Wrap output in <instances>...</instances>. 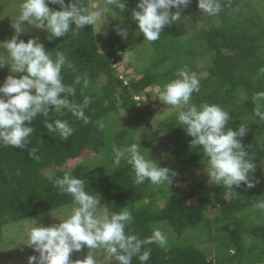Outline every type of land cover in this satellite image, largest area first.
Masks as SVG:
<instances>
[{"label": "trees", "instance_id": "16d2710c", "mask_svg": "<svg viewBox=\"0 0 264 264\" xmlns=\"http://www.w3.org/2000/svg\"><path fill=\"white\" fill-rule=\"evenodd\" d=\"M93 1L76 0L85 6ZM124 2L129 8L127 15V10L124 14L132 17L138 0ZM67 3L69 0H65ZM220 3L222 11L215 16L207 15L205 27L188 37L184 36L179 22L165 26L159 40L147 41L149 56L145 54L143 66L126 80L118 74L121 67L114 65L128 60L126 53H122L129 51V46L113 30L116 24L111 14L107 17L111 25L107 34L86 25L79 32L73 28L65 37L49 41L48 33L42 31V43L53 58L56 51H62L72 62V69L62 70L65 84H72L76 75L88 76V88L75 85L76 95L69 99L76 103H82L85 96L91 99L85 109L90 123L84 124L67 109L51 110L47 117L38 115L29 125L34 133L25 148L0 147V228L72 204V197L62 194L53 184L55 178L71 172L87 181L86 191L101 195L100 201L110 212L130 211L133 218L125 232L140 239L151 236L158 222H166L177 236H182L184 231L211 229L210 214L217 213L221 218V229L225 232L216 240L227 248L229 256L225 260H215L191 243L165 248L153 243L142 248V251L151 249L146 264L264 261V210L255 207V200H264V121L254 116L252 102L255 93L264 91V74L260 71L264 69V8L261 13L251 0H220ZM49 7L59 10L58 5ZM200 60L204 65H199ZM126 65L133 68L129 60ZM181 71L193 73L199 79L200 91L193 93L191 103L219 105L230 113L228 127L233 130L240 124H248L246 134L238 139L255 165V187H234L236 193H233L222 185L207 183L202 149L193 147L192 138L177 125L180 109L158 120L154 132V127L138 115L140 106L148 105L136 97L155 86L163 89L165 84L179 78ZM9 74L18 75L0 72V83ZM102 77L104 80L100 83ZM120 110L127 114L124 122L127 126L117 121ZM56 119L68 121L75 129L66 141L44 127L45 120ZM98 122L104 127L100 128ZM138 137L139 146L148 150L149 158L158 166L168 168V161L174 160L178 175L169 187H155L149 181L137 185L130 165L124 161L119 166L113 164V147L124 148ZM33 147L39 159L28 155ZM84 151L101 156L96 164L87 158L88 163L80 161L72 168H64L67 161L80 159ZM48 169L53 172L45 174ZM201 173L203 177H197ZM183 183L185 187H181ZM207 190L211 191L208 196L199 194ZM191 198L196 202L190 203ZM207 203L212 208L209 211ZM247 210L253 214H245ZM113 262L118 264L114 259ZM132 264H140L137 257H133Z\"/></svg>", "mask_w": 264, "mask_h": 264}, {"label": "clouds", "instance_id": "9594fccd", "mask_svg": "<svg viewBox=\"0 0 264 264\" xmlns=\"http://www.w3.org/2000/svg\"><path fill=\"white\" fill-rule=\"evenodd\" d=\"M190 3L191 0H138L132 12L138 33L148 42L159 40L162 29L181 21V12ZM49 5H58L59 10ZM110 6H115L121 12L126 9L124 0H105L103 7L98 3L85 6L76 0H69L67 4L65 0H23L20 14L11 25L13 35L0 41V49L6 50L11 61V73L18 74H9L0 83V147L25 148L34 133V128L29 125L38 115L47 117L51 110L60 112L67 109L84 124L90 123L85 109L91 99L85 96L82 103L69 99L76 95L75 85L88 88V76L76 75L72 84H65L62 70L72 69V62L62 51H56L53 58L39 37L32 36L26 42L20 39L28 32L24 22L48 33L46 39L51 41L53 38L65 37L73 28L76 32L86 25L100 29L107 21L105 13L111 11ZM197 7L208 16H215L222 11L220 0H197ZM113 30L121 38L128 35L127 29L119 25H115ZM125 53L128 59L134 58L133 51H125L122 55ZM6 63L0 59V68L5 67ZM260 71L264 74V69ZM199 91V79L181 71L179 78L164 85L158 99L163 104L180 108L177 125L192 138L190 144L193 147L202 149L209 185H222L233 193H236L234 187H255V165L238 139L246 134L248 124H240L233 130L228 127L230 113L219 105L197 106L191 103L193 93ZM252 102L255 105L254 116L264 121V91L255 93ZM98 126L104 127L101 122H98ZM44 127L49 133H57L62 141H66L75 131L68 121L60 119L45 120ZM138 139L124 148L114 146L113 164L119 166L124 161L130 165L137 185L149 181L155 187H169L178 173L158 166L155 160L149 158L148 150L139 146ZM36 153L35 147L28 150L29 156L39 159ZM53 184L62 194L70 195L75 206L67 219L52 226L45 227L32 220L33 227L27 245L38 256H29L27 264H97L91 254L82 260L70 259L72 253H78L84 247L106 250L118 264H132L133 257H137L140 264H146L151 249L142 251L144 246L153 243L161 248L167 246V237L158 228L144 239L135 234H126L125 228L133 218L130 211L110 212L107 207L100 206L98 195L86 191L85 179L65 172L62 177L55 178ZM255 207L264 210V200H255Z\"/></svg>", "mask_w": 264, "mask_h": 264}, {"label": "rangeland", "instance_id": "374dc122", "mask_svg": "<svg viewBox=\"0 0 264 264\" xmlns=\"http://www.w3.org/2000/svg\"><path fill=\"white\" fill-rule=\"evenodd\" d=\"M130 1L131 0H126L128 4ZM251 2L252 5L262 13V8H264V0H251ZM22 3L23 0H0V41H5L11 38V36L13 35V29L11 25L19 16ZM92 3H98L101 7H103L105 0H95ZM110 10L115 12L117 16L115 13L107 11L105 13L107 19L106 23L103 24L100 29L95 26L93 27L95 31H102L105 34L109 33L111 30V25L107 17L109 14H111L113 22H115L116 25H119L121 28L127 29L128 35L126 38L123 39L129 46V51H135L133 52L134 58L131 60L128 59L133 68L131 69L126 65L128 61L127 59L120 60L118 64L114 65L116 67H121V69L118 68V74L120 77L126 80V77L129 78L134 77L136 75V69L143 66V62H145L147 59V57H145V54L147 53L149 56L150 51H148L149 48L147 45V41L144 40L142 34L138 33V26L133 17H130L131 15L126 16L129 8L127 9L126 6V15L124 14V12H121L115 6H110ZM206 16L207 15L202 14V11L197 7V0H191V3L188 5V7L182 10L181 21H179L180 28L184 36L188 37L193 33L199 31L200 29H203L206 25ZM24 23L28 28V32L26 34H23L20 39H23L26 42L27 39H29L30 37L36 36L39 37L40 42L42 43V31L34 28L33 26L27 25L26 22ZM0 59L7 61L6 66L0 68V72L11 73V61L7 55L6 50L0 49ZM204 63L205 62L203 60L199 61L200 66L204 65ZM190 75H193V73ZM103 80V77L100 78V83L103 82ZM162 90L163 89L159 88L158 86H155L154 88L150 89L147 93H144V95L139 96L138 98L136 97V99H143V101L146 102V104L148 105L147 107L143 108L142 104L140 106L141 109L138 110V115L144 117L145 121H148L154 127L153 132L155 131V126L158 120L163 119L173 113L175 110L180 109L177 107L163 104L158 99L159 92ZM126 118L127 114L120 110V117L117 118V121L120 124L127 126V124L124 123ZM99 155L101 156V154L97 155L89 151H84L80 159L76 158L67 161L64 168H72L76 166L80 161H85L86 163H88L86 161L87 158H91L89 160L91 164H96V162L99 160ZM167 164L169 169H173L178 172L177 168H175L174 160H169ZM52 172L53 169H48L45 171V174H51ZM197 177L201 178L203 177V174H198ZM188 183L190 185V182ZM188 183L186 184L188 185ZM181 187H185V183L181 184ZM210 192L211 191L207 190L199 194H201L202 196H208ZM98 197L101 199L100 194L98 195ZM195 202V198L190 199V203ZM159 203L162 204L161 202ZM207 205V211L212 209L209 203H207ZM74 206L75 205L72 203L58 210L51 211L38 217H35L32 220H35L38 224L45 227L52 226L67 219L70 216L72 208ZM100 206H104L103 202L101 201ZM248 213L253 214L250 210H247L245 212V214ZM209 218H211L210 223H212L211 229H205L202 231L196 229L193 232L184 231L182 232V236H177V234L173 232L171 227L166 222L156 223L154 229L158 228L166 235L168 241L167 246H171L174 244L179 245L183 243H191L201 248L205 252V254L209 253L211 257L215 258V260L221 259L223 261L229 256V254L227 248L224 245L218 243L216 240V237L222 238V236L224 235L225 231L221 229L223 228V222L217 213L213 215L210 214ZM40 219H42L41 222H39ZM32 220L27 219L21 220L17 223H8L0 228V264H27V258L29 256H38V253L34 252L33 248L27 245L29 234L33 227ZM88 254H91L95 257L97 264H115L113 262V259L106 252V250L87 249L86 247L82 248L81 251L78 253H72L70 259L72 261L82 260ZM221 264H232V262L227 260ZM257 264H264V261Z\"/></svg>", "mask_w": 264, "mask_h": 264}]
</instances>
